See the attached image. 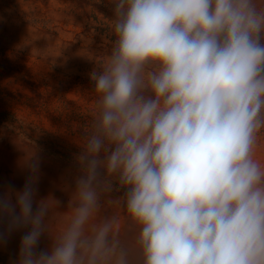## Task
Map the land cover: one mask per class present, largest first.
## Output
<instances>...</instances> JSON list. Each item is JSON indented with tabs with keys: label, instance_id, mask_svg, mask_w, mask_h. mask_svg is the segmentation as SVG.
Wrapping results in <instances>:
<instances>
[{
	"label": "clouds",
	"instance_id": "clouds-1",
	"mask_svg": "<svg viewBox=\"0 0 264 264\" xmlns=\"http://www.w3.org/2000/svg\"><path fill=\"white\" fill-rule=\"evenodd\" d=\"M109 2L67 204L38 198L27 152L23 187L0 188V244L23 232L13 264H264V0Z\"/></svg>",
	"mask_w": 264,
	"mask_h": 264
},
{
	"label": "rangeland",
	"instance_id": "rangeland-1",
	"mask_svg": "<svg viewBox=\"0 0 264 264\" xmlns=\"http://www.w3.org/2000/svg\"><path fill=\"white\" fill-rule=\"evenodd\" d=\"M112 22L109 0H0V95L15 100L0 101V109L16 110L48 126L65 143H82L68 126H79L78 112L88 114L91 121L96 93L89 73L93 61L99 67L111 52L115 40ZM26 95L34 98L35 110L15 103L25 100ZM34 150L33 159L39 161L38 198L52 195L66 206V187L75 172V157L52 154L2 124L0 188L23 187L30 175L28 153ZM256 157L264 161V131L260 133ZM102 214L119 215L124 225L121 235L131 246L136 229L124 210L106 200ZM11 235L0 244V264H13L18 255L19 246ZM45 243H49L46 237Z\"/></svg>",
	"mask_w": 264,
	"mask_h": 264
},
{
	"label": "trees",
	"instance_id": "trees-1",
	"mask_svg": "<svg viewBox=\"0 0 264 264\" xmlns=\"http://www.w3.org/2000/svg\"><path fill=\"white\" fill-rule=\"evenodd\" d=\"M67 88L68 87H66V89ZM10 97L1 94L0 101H15ZM34 101L35 100L32 96L26 95L25 100H17L15 103L19 104L22 108L33 110ZM74 114L76 113L74 112ZM78 114V117L81 119L79 126H68V130H70L72 134L77 133L81 140H83V133L88 130L91 121L88 120V114L83 112H78ZM0 124L12 127L18 134L42 145L48 152L66 159L74 158L75 154L80 150L77 143H65L66 140L60 138L55 131L48 126H43L35 122L33 119L23 117L22 115H19L16 110L0 109ZM73 127L76 128L73 130Z\"/></svg>",
	"mask_w": 264,
	"mask_h": 264
},
{
	"label": "bare ground",
	"instance_id": "bare-ground-1",
	"mask_svg": "<svg viewBox=\"0 0 264 264\" xmlns=\"http://www.w3.org/2000/svg\"><path fill=\"white\" fill-rule=\"evenodd\" d=\"M23 234L22 231H14L12 233V238H13V241L15 242L16 245H20V238H21V235ZM46 245L45 243V238H42L41 240V247H44Z\"/></svg>",
	"mask_w": 264,
	"mask_h": 264
}]
</instances>
